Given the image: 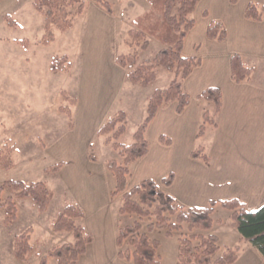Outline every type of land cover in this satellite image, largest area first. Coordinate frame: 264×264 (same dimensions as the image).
Segmentation results:
<instances>
[{
	"label": "crops",
	"instance_id": "crops-1",
	"mask_svg": "<svg viewBox=\"0 0 264 264\" xmlns=\"http://www.w3.org/2000/svg\"><path fill=\"white\" fill-rule=\"evenodd\" d=\"M125 1L127 7L139 3V0L121 2ZM140 1L144 5L138 14L142 15L148 11L149 3ZM90 3L87 9L91 7L93 15L88 22V36L97 40H92L82 57L87 63L79 75L82 84L72 110L71 136L63 140L59 146L62 152L56 155L64 159L57 174L70 193V203L83 211L82 220H86L83 227L91 234L90 243L96 245L98 254L115 247L117 256L114 253L113 262L124 264L116 246L120 228L116 213L121 205L112 207L114 199L122 200V196L110 195L115 180H110L106 163L90 159L89 145L112 112L127 113L121 107L125 95L131 103L136 98L140 109L147 106V96L139 93L138 99L139 87L156 85L158 75L151 85L143 87L127 80V69L116 61L113 40L119 35L118 28L139 15L126 19L120 14L124 9L117 11L113 5L109 13L95 2ZM249 3L264 7V0L197 1L191 13H196L194 25L186 32L182 49L184 56L200 60L181 81L189 102L181 113L176 111V100L157 109L145 133L147 152L130 164L126 190L142 180L152 179L165 194L185 207H206L211 201L232 198L242 201L250 210L264 204V13L260 20L247 18L245 9ZM215 21L221 22L226 32L221 41L207 37V27ZM233 54L253 68L249 78L240 82L231 75ZM212 86L221 90L222 106L215 117L216 124H206L204 132L197 136L203 112L210 107L199 95ZM125 88L129 89L126 94ZM117 102L119 107L109 113ZM160 136L169 142L161 141ZM108 144L112 146V142ZM194 151L199 157L193 156ZM203 155L207 156L206 161ZM170 173L173 180L168 186L162 185L161 180ZM224 211L227 209L217 204L211 229L202 233L215 234L223 247L240 248L232 264H264L259 251L241 238L231 221L220 217ZM230 214L229 211V219ZM154 232L148 233L149 237Z\"/></svg>",
	"mask_w": 264,
	"mask_h": 264
},
{
	"label": "rangeland",
	"instance_id": "rangeland-1",
	"mask_svg": "<svg viewBox=\"0 0 264 264\" xmlns=\"http://www.w3.org/2000/svg\"><path fill=\"white\" fill-rule=\"evenodd\" d=\"M33 1H0V152L5 156L3 166L0 167V186L9 179L22 180L25 183L42 181L52 191L53 197L48 208L44 212H39L31 200L16 198L14 192L4 187L1 192V203L11 196L17 206V217L10 224H5V209L0 203V264H39L40 256L47 254L51 248L74 241L71 232H53L51 229L52 220L71 198L60 175L57 172H45V169L58 162L61 164L60 167L64 164V159L56 155L62 152L59 151V146L63 144V140L71 136L72 110L77 103L78 90L82 84L79 75L87 63L82 57L89 50L92 40L96 39L95 36H88V22L93 11L91 7L87 9V5L95 1L84 0V10L78 15L74 14L75 7H68L67 10L74 15L71 27L61 31L53 25L50 28L53 38L48 43L43 42L47 37L45 16L34 7ZM106 1L110 4L111 10L113 5L117 11L124 9L125 11L121 10L120 14L126 19L135 15L140 16L142 9L140 6L144 5L140 0L139 3H132L133 8L127 7L126 1L125 3H122V0ZM143 2L148 4L147 0ZM195 17L196 13L190 16L192 19ZM132 21L125 25L123 23L118 28L117 39L113 40L117 56L136 55L134 65L122 66L127 71L145 59L153 57L163 47L155 37L149 35L138 40L131 33L137 31ZM145 40L148 45L143 49L142 44ZM62 55L67 57L63 68L53 71L51 69L53 57ZM157 75L156 85L148 88L139 87L138 99L141 98L139 93L148 98L156 88H166L169 85L166 81L169 79L171 81L175 77L173 72L163 68L158 69ZM128 92L129 89L125 88V94ZM125 97L126 100L121 107L127 109L126 131L113 141L128 145L134 141L133 134L146 116V106L140 109L139 103L135 102L136 98L131 103V99L126 95ZM209 106L208 111L213 114V107L211 104ZM117 107L119 102L109 113ZM89 147V157L95 156L99 162L105 164L114 159L122 163L118 150L106 143V136H93ZM7 160H10L11 168H5ZM110 180L114 181L112 173ZM121 203V198L114 199L112 207L115 208ZM224 212L220 217L230 222L229 211ZM116 214V222L120 227L138 220L134 214L122 215L118 212ZM116 214L113 219L116 218ZM140 220L141 232H146V225L153 222L154 217H144ZM85 221L82 218L77 219L82 226ZM28 229L34 251L26 261L21 262L13 255L14 238ZM164 232V229H157L150 236L160 241L158 248L160 264H176L179 237L199 231H190L184 224L182 229L174 232L172 236H166ZM219 245L223 248L221 244ZM126 246L125 244L123 249ZM115 251V247H111L105 253L98 254L96 245L89 243L85 253L79 256L78 264H116L112 258ZM123 262L133 264L125 260ZM46 264L57 262L54 258L48 257Z\"/></svg>",
	"mask_w": 264,
	"mask_h": 264
},
{
	"label": "trees",
	"instance_id": "trees-1",
	"mask_svg": "<svg viewBox=\"0 0 264 264\" xmlns=\"http://www.w3.org/2000/svg\"><path fill=\"white\" fill-rule=\"evenodd\" d=\"M1 1V0H0ZM111 12L110 4L106 0H93ZM149 10L132 21L137 29L133 33L139 38L149 35L155 37L163 47L153 57L145 59L135 68L129 69L126 77L129 81L146 87L151 85L159 68L173 72L175 77L169 85L164 88H156L148 97L146 116L138 124L133 134L134 141L128 145L116 141L126 131V113L122 110L107 118L99 127L97 134L106 136V142H112V147L118 150L122 163L112 159L107 161L106 168L112 173L115 185L110 191L112 197L121 194L122 204L119 208L120 214H134L138 217L132 224H126L118 229L116 246L118 257L133 264H160L158 248L160 241L151 239L148 233L156 229H164L167 236L178 232L185 224L191 233L179 237L178 260L176 264H232L238 256V246H225L221 248L219 238L215 234H204L213 225L212 213L217 204L229 210L231 225L235 227L242 239L247 240L262 255L264 260V204L250 210L245 204L236 199H224L211 201L206 207H185L165 194L157 183L152 179H145L126 190L127 178L130 175V164L144 156L147 152L146 129L153 119L157 109L169 101L176 100V111L181 113L189 102V95L182 89L184 79L200 60L195 57H187L182 54L183 39L186 32L194 25L190 18L198 0H147ZM234 1V0H232ZM34 7L45 16V30L47 37L43 41L48 43L52 40L50 28L54 25L61 31L71 27L73 14L67 10L75 7L74 14H81L85 7L84 0H34ZM174 10V12H173ZM264 13V7L255 3H249L245 9V16L249 19L260 20ZM207 37L210 39L223 40L226 32L219 21L211 22L207 27ZM148 45L147 40L142 48ZM67 57L55 56L51 62L53 71L61 70ZM117 63L121 66H132L136 63V55L117 56ZM231 75L233 80L240 82L251 75L253 68L244 64L238 54H233L230 59ZM199 98L213 106V114L204 110L202 123L198 129V135L204 132L206 124L215 125V117L222 106V93L218 87H208L203 90ZM161 141L168 143L169 140L160 136ZM194 157H199L197 151ZM90 159L96 160L90 155ZM207 160V156H202ZM5 156L0 152V167L3 166ZM7 160L5 168H11ZM60 162L45 169V172L56 173L60 169ZM173 180V174L161 180L162 185L168 186ZM8 187L14 196L19 199H29L44 212L53 197L52 191L42 181L25 183L22 180L9 179L0 186L1 192ZM1 206L5 209V224H10L17 217V206L11 196L7 197ZM154 217V221L146 225V232H141V220L144 217ZM83 217V211L77 205L66 203L61 211L52 220L53 232L69 231L73 234V243H63L48 250L47 254L40 256L39 264H46L47 258H54L57 264H78V258L84 254L92 236L77 222ZM174 218V220L172 219ZM127 245L124 249L123 246ZM34 251L30 242V230L15 236L13 255L21 262L27 260Z\"/></svg>",
	"mask_w": 264,
	"mask_h": 264
}]
</instances>
